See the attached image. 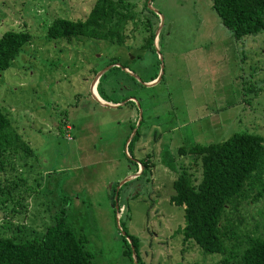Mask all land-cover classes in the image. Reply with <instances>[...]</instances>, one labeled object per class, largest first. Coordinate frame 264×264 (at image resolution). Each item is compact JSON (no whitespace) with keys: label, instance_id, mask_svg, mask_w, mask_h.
I'll return each mask as SVG.
<instances>
[{"label":"rangeland","instance_id":"rangeland-1","mask_svg":"<svg viewBox=\"0 0 264 264\" xmlns=\"http://www.w3.org/2000/svg\"><path fill=\"white\" fill-rule=\"evenodd\" d=\"M127 1L142 19L127 21L124 41L117 44L47 38L54 17L84 16L92 0H0V33H30L28 44L0 68V109L31 149L0 157V180L11 190L0 191V235L9 234L10 225L38 234L39 226L63 215L92 264H130L122 253L120 217L138 237L144 264H222V254L181 239L183 210L169 200L174 167L183 165L197 181L199 165L193 153L177 148L217 142L235 131L264 135V30L235 38L210 0ZM143 5L162 22L152 49L141 48L147 35L143 14L150 15ZM110 58L118 65L106 71L100 86L111 100L131 94L132 103L124 98L117 106L104 105L90 93L95 73ZM122 67L140 80L156 70L161 77L140 85ZM133 128L139 134L128 144ZM164 150L167 159L175 158L173 167L161 159ZM136 157L147 163L141 174ZM260 181L230 211L233 219L241 218V230L264 233V191L250 200L264 184V173ZM10 197L26 211L16 204L18 211L10 213Z\"/></svg>","mask_w":264,"mask_h":264},{"label":"trees","instance_id":"trees-1","mask_svg":"<svg viewBox=\"0 0 264 264\" xmlns=\"http://www.w3.org/2000/svg\"><path fill=\"white\" fill-rule=\"evenodd\" d=\"M210 5L221 23L230 29L235 38L264 30V0H210ZM143 6L144 9L147 8ZM147 10L150 15L143 14L141 25L147 31L142 49L153 48L154 32L158 23L157 15L149 8ZM141 13L135 11L127 0H92L84 16L54 17L47 24L46 35L48 39L65 38L68 41L82 37L121 44L125 38L124 24L137 19L140 21ZM29 39L30 33L24 28L3 30L0 33V68L7 67L23 45L25 47V44H28ZM115 62L117 58L107 61L106 64L112 65L100 74L95 83L99 97L110 102L131 96L128 94L111 100L100 86L106 71L112 66L116 67ZM157 73L156 70L149 78L141 79L151 80ZM130 75L135 80L134 76ZM127 100L132 103V100ZM138 134L136 128L128 144L132 139L136 140ZM19 151L28 154L31 149L21 134L14 129V124L10 122L7 114L0 109V157L7 154L5 152H11L13 155ZM177 151L193 153L199 165L197 181H194L191 172L183 165L174 167L176 175L172 180L173 192L169 195V200L181 206L183 210V225L179 228L181 239L192 241L203 252L222 254V264H264V233L241 230L236 223L240 222L241 218L233 219L231 216V212L234 213L240 202L248 197L247 191L256 185V181L261 182L260 175L264 173V135L247 130L235 131L217 142H194L188 147L179 145ZM140 162L142 168L139 174L144 172L146 166L143 160ZM1 166L3 158H0V178H3ZM5 180H0V183L5 182L0 191H8L10 188ZM20 182L17 178V183ZM257 186L260 188L253 193L251 201L264 191V184ZM10 193L11 190L8 191V194ZM114 193L113 185L110 198L115 212ZM20 198L25 197L21 194ZM10 201V213L18 211L16 204L26 211L25 204L17 202L16 199ZM119 206L118 204V208ZM118 223L125 231L124 235L119 233L123 245L122 253L128 257L129 263L133 264L132 247L137 264H144L139 255L138 237L123 227L120 217ZM39 228L42 229L39 235L34 234V228L31 233L22 234L19 227L10 225V233L0 235V264H92L91 253L84 247L81 238L65 221L63 215L56 216L53 222Z\"/></svg>","mask_w":264,"mask_h":264},{"label":"water","instance_id":"water-1","mask_svg":"<svg viewBox=\"0 0 264 264\" xmlns=\"http://www.w3.org/2000/svg\"><path fill=\"white\" fill-rule=\"evenodd\" d=\"M161 21H159L158 22V24H157V28L155 29V36H156V34H157V32H158V29H159V27L161 26ZM154 43V42H153ZM116 65H118L117 63H115ZM112 64H108V65H105L104 67H102L101 69H99L96 73H95V75H94V77H93V80H92V82H91V86L93 85V86H95V83H96V81H97V78L100 76V74L105 70V69H107L109 66H111ZM160 67H161V65H160ZM125 71H127V72H129V73H131L127 68H125V67H122ZM133 76H134V78L136 79V80H138V81H140L142 84H144V85H151V84H153V83H155L157 80H159V78H160V73H157V75H156V77L155 78H153V79H151V80H148V81H142V80H140V78L136 75V74H133V73H131ZM90 93H91V95L93 96V98H95V100L97 101V102H99V103H101V104H104V105H109V106H117V105H119V104H122L125 100H122V102H120V101H117V102H110V101H107V100H104V99H102V98H100V97H97V96H95L93 93H92V91H91V87H90ZM97 93V92H96ZM99 96V95H98ZM130 98H132V97H130ZM140 112V111H139ZM134 130H135V128H133V130H132V134H131V136L133 135V133H134ZM141 168V167H140ZM140 171V170H139ZM136 173L137 172H135L134 174H130V175H128V176H126L125 178H123L119 183H118V185H120L122 182H124V181H126L128 178H130V177H132V176H135L136 175ZM118 185L115 187V193H114V195H113V200H114V203H113V206H114V210H115V218H117V214H118V210H119V208H118V204H117V196H116V190H117V188H118ZM117 227L119 228V232H120V234H122V235H124L125 234V231L123 230V229H121L120 228V225H119V223L117 222ZM125 238L130 242V239L128 238V236H126L125 235ZM131 255H132V261H133V264H137V261H136V257H135V254H134V252H133V249H132V247H131Z\"/></svg>","mask_w":264,"mask_h":264},{"label":"flooded vegetation","instance_id":"flooded-vegetation-1","mask_svg":"<svg viewBox=\"0 0 264 264\" xmlns=\"http://www.w3.org/2000/svg\"><path fill=\"white\" fill-rule=\"evenodd\" d=\"M115 63H116V62H115ZM157 81H158V80H157ZM135 129H136V128H135ZM134 131H135V130H134ZM168 156H169V157H168V159H167V156H166V152H165V150L162 151V153H161V159H162L164 162L169 163V166L173 167L174 164H176V160H175L174 157H172V156H170V155H168ZM140 160H143V161L145 162V164H147L145 159H141V158H137V157L134 159V163L138 164V163L140 162ZM140 163H141V162H140ZM141 168H142V165H141ZM141 168H140V170H141Z\"/></svg>","mask_w":264,"mask_h":264},{"label":"bare ground","instance_id":"bare-ground-1","mask_svg":"<svg viewBox=\"0 0 264 264\" xmlns=\"http://www.w3.org/2000/svg\"><path fill=\"white\" fill-rule=\"evenodd\" d=\"M91 91L95 96L99 97L98 94L95 92V88L93 85L91 86Z\"/></svg>","mask_w":264,"mask_h":264}]
</instances>
